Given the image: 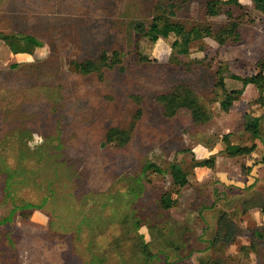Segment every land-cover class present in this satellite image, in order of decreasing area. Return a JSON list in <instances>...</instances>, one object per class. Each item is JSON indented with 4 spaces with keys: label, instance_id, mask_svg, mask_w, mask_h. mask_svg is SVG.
<instances>
[{
    "label": "rangeland",
    "instance_id": "rangeland-1",
    "mask_svg": "<svg viewBox=\"0 0 264 264\" xmlns=\"http://www.w3.org/2000/svg\"><path fill=\"white\" fill-rule=\"evenodd\" d=\"M212 1L0 0V252L10 264H264L260 92L248 86L225 113L217 86L219 71L232 91L243 87L232 76L264 66V14L238 0L211 17ZM163 10L214 34L187 55L174 36L153 43L146 32ZM233 23L239 36L220 44ZM190 100L205 112L198 122L181 106ZM247 114L261 119L259 138L245 133ZM225 141L257 149L231 158ZM149 164L164 174H144ZM175 164L189 169L185 188Z\"/></svg>",
    "mask_w": 264,
    "mask_h": 264
},
{
    "label": "trees",
    "instance_id": "trees-1",
    "mask_svg": "<svg viewBox=\"0 0 264 264\" xmlns=\"http://www.w3.org/2000/svg\"><path fill=\"white\" fill-rule=\"evenodd\" d=\"M165 3H169L168 9L173 8L174 3L177 0H161ZM256 10L264 14V0H252ZM222 5H236L241 6V3L238 0H215L209 3L207 8V14L211 17L217 16L218 7ZM172 12L169 11V14L163 10L161 15H158L152 22L150 28L146 32L153 43H157L161 39H168L171 36H174L178 39L175 44V47L179 49L180 54L187 55L189 54V47L192 43L202 40L205 36H211L214 33L212 29L209 28H193L188 30L183 24L178 22H173L171 19ZM169 15V16H168ZM238 25L233 23L226 29L220 32L218 35V40L220 44H226L227 41L232 38H237L238 34ZM0 40L6 42V38L0 35ZM26 41L32 45H35L36 48L41 47V44L38 43L34 38H27ZM24 53V52H23ZM86 73L92 68V64L85 66ZM84 68V69H85ZM222 71H219V83L218 87L223 91V99L221 101V109L223 112L228 113L234 106V104L241 100L246 88L248 86L255 87L260 92V98L257 100L256 104L264 109V66L261 67L260 71L247 78H242L239 76H232L231 79L238 81L242 84V89L228 91L226 88L225 78L221 76ZM182 98L179 99L181 101ZM181 106H185L189 111L192 112L195 122H198V118L206 116L203 112V108L199 107L198 103L195 100H190L189 102L184 101ZM197 118V119H196ZM244 131L246 134H250L255 138H259L261 134V119L254 117L253 115L247 114L244 117ZM226 142V141H225ZM227 143L226 152L231 158L249 156L257 149V145L252 146H237L233 145L230 142ZM214 160L204 161L195 165L196 168H212ZM189 169L183 168L179 164H175L171 167V177L173 183L178 188H185L189 183ZM152 173L155 175H163L164 171L155 164H149L144 169V174ZM173 201L170 199L167 202H164L166 208H171Z\"/></svg>",
    "mask_w": 264,
    "mask_h": 264
},
{
    "label": "crops",
    "instance_id": "crops-1",
    "mask_svg": "<svg viewBox=\"0 0 264 264\" xmlns=\"http://www.w3.org/2000/svg\"><path fill=\"white\" fill-rule=\"evenodd\" d=\"M17 56H29V54H18ZM2 236L0 234V247L2 245ZM1 250V249H0ZM11 260L10 259H7L4 255V253H1L0 252V264H10ZM13 264V263H11Z\"/></svg>",
    "mask_w": 264,
    "mask_h": 264
}]
</instances>
